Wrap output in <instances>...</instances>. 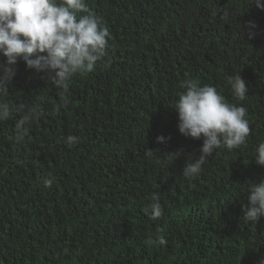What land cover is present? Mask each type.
Returning <instances> with one entry per match:
<instances>
[{
	"label": "trees",
	"instance_id": "obj_1",
	"mask_svg": "<svg viewBox=\"0 0 264 264\" xmlns=\"http://www.w3.org/2000/svg\"><path fill=\"white\" fill-rule=\"evenodd\" d=\"M87 2L111 33L95 70L63 93L18 61L0 97L35 115L20 144L22 114L0 121V264H264V217L252 223L241 213L248 184L264 179L255 162L264 10L251 0ZM237 75L247 82L243 101L229 84ZM189 80L244 106L251 128L245 145L217 149L190 181L182 170L203 138L181 135L173 109ZM154 193L156 220L146 214ZM159 236L166 245H153Z\"/></svg>",
	"mask_w": 264,
	"mask_h": 264
},
{
	"label": "clouds",
	"instance_id": "obj_2",
	"mask_svg": "<svg viewBox=\"0 0 264 264\" xmlns=\"http://www.w3.org/2000/svg\"><path fill=\"white\" fill-rule=\"evenodd\" d=\"M251 2L264 10L262 0ZM81 13H89L87 0H0V56L5 58L0 63V97L7 94L18 61H23L26 68L37 74H43L42 79L50 81L63 93L69 91V83L75 75L95 70L97 62L106 56L111 33L102 18ZM253 35L249 32V38ZM246 83L241 75L229 77L233 94L240 101L247 95ZM185 88L173 108L177 113L178 131L188 138H203L199 156L186 163L182 170L183 176L190 181L199 175L217 149L232 151L245 145L251 128L246 118L247 109L229 103L214 86H200L189 80ZM12 111L22 114L14 137L20 144L28 136L35 115L23 104L13 107L0 100V121L7 120ZM164 139L157 137L158 142ZM77 142V137H67L69 145ZM255 151L256 164L264 166V142ZM147 153L153 154L151 150ZM167 155L174 160L180 153ZM42 179L45 187L53 183L50 177ZM152 201L146 214L156 220L163 215L158 193L153 194ZM244 213L245 219L252 223L264 217V179L255 185L248 184ZM152 243L163 246L167 240L159 236Z\"/></svg>",
	"mask_w": 264,
	"mask_h": 264
},
{
	"label": "bare ground",
	"instance_id": "obj_3",
	"mask_svg": "<svg viewBox=\"0 0 264 264\" xmlns=\"http://www.w3.org/2000/svg\"><path fill=\"white\" fill-rule=\"evenodd\" d=\"M240 208H241V206H240ZM243 210H244V209L241 208V213L243 212ZM239 216H241V214L238 215V216H234L233 222L239 221V220H240ZM239 222H240V221H239Z\"/></svg>",
	"mask_w": 264,
	"mask_h": 264
}]
</instances>
